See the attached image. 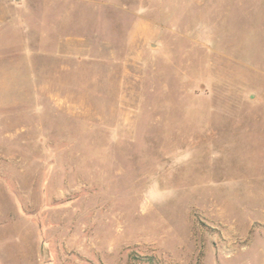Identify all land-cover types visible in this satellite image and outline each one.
Instances as JSON below:
<instances>
[{
    "label": "rangeland",
    "instance_id": "rangeland-1",
    "mask_svg": "<svg viewBox=\"0 0 264 264\" xmlns=\"http://www.w3.org/2000/svg\"><path fill=\"white\" fill-rule=\"evenodd\" d=\"M264 264V0H0V264Z\"/></svg>",
    "mask_w": 264,
    "mask_h": 264
},
{
    "label": "trees",
    "instance_id": "trees-1",
    "mask_svg": "<svg viewBox=\"0 0 264 264\" xmlns=\"http://www.w3.org/2000/svg\"><path fill=\"white\" fill-rule=\"evenodd\" d=\"M148 264H152L151 262H147Z\"/></svg>",
    "mask_w": 264,
    "mask_h": 264
}]
</instances>
